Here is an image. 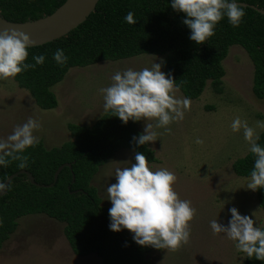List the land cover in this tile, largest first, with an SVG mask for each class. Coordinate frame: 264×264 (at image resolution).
Returning <instances> with one entry per match:
<instances>
[{
    "label": "trees",
    "instance_id": "16d2710c",
    "mask_svg": "<svg viewBox=\"0 0 264 264\" xmlns=\"http://www.w3.org/2000/svg\"><path fill=\"white\" fill-rule=\"evenodd\" d=\"M66 0H0V14L12 22L36 20L55 12ZM264 10V0H236ZM172 0H100L96 12L66 36L28 49L25 63L34 64L33 56H45L37 65L18 74L14 80L29 91L36 104L44 110L59 105L52 88L61 83L72 68H84L103 61H119L136 56H163V70L175 80L177 88L190 100L202 96L208 83L217 94L224 92L226 71L223 65L230 48L241 46L249 55L255 71L253 91L264 99V15L244 8L245 16L239 27H233L225 16L215 27V35L203 44L190 40L191 30L182 23L186 15L171 8ZM134 13L136 24L125 21ZM57 49H63L67 62L58 65L53 60ZM72 140L59 147L46 148L44 142L25 150L28 166L19 168V161L0 166V183L21 170L33 174L39 184L50 185L58 168H64L52 188L37 187L26 175H20L0 197V249L19 227L18 220L29 215H46L65 224L64 233L72 251L79 257L97 255L102 264H150L148 255L159 251L135 243L126 229L110 230L109 206L103 204L95 176L122 149L140 152L149 163H157L150 143L137 145L134 136L140 135L139 121L124 124L109 111L93 125L70 123ZM264 146V131L257 141ZM255 157L249 152L233 163L234 173L250 178ZM73 173L75 182L72 183ZM71 189L69 190V187ZM76 191H80L76 193ZM256 195L264 211V188ZM244 264H264L254 257H245Z\"/></svg>",
    "mask_w": 264,
    "mask_h": 264
},
{
    "label": "rangeland",
    "instance_id": "374dc122",
    "mask_svg": "<svg viewBox=\"0 0 264 264\" xmlns=\"http://www.w3.org/2000/svg\"><path fill=\"white\" fill-rule=\"evenodd\" d=\"M163 59L160 55L144 54L72 68L65 79L52 88L59 102L52 110L41 109L29 91L20 88L14 78L0 79V138H6L17 125L32 117L41 124L34 135L43 140L47 148L59 147L72 140L70 123L91 126L106 113L98 90L110 86L115 72L127 68L140 70L151 67L154 60L161 63ZM223 65L226 71L224 92L215 93L208 83L200 98L190 100L184 119L170 125L171 134L161 135L155 143H150L159 160L148 162L151 170L172 171L177 177L173 187L179 198L190 200L197 210L190 222L189 243L174 251L161 249L150 253V264H244L246 255L238 252L223 233L213 235L209 222L217 219L227 226L230 209L235 207L242 216L253 218L254 226L264 225V211L256 191L247 189L249 178L237 176L232 167L237 159L249 153V146L242 129L234 133L230 128L236 116L246 119L250 126L264 121V99L254 94L255 67L241 46L230 48ZM161 71L164 72L163 66ZM176 96L185 98L180 90ZM146 123L144 119L139 121L142 133ZM157 131L164 132L163 129ZM263 131L257 128L259 135ZM197 138L204 143L196 144ZM134 163L135 152L122 149L100 168L93 185L104 205L112 206L106 189L116 183L115 168ZM18 222L17 231L0 249V264H102L95 254L87 257L74 254L63 223L46 215H29Z\"/></svg>",
    "mask_w": 264,
    "mask_h": 264
},
{
    "label": "clouds",
    "instance_id": "9594fccd",
    "mask_svg": "<svg viewBox=\"0 0 264 264\" xmlns=\"http://www.w3.org/2000/svg\"><path fill=\"white\" fill-rule=\"evenodd\" d=\"M171 8L186 15L182 23L191 30L190 40L197 44H203L215 35L216 25L225 16L233 27H239L245 16L243 7L236 0H172ZM124 19L128 24L137 22L131 11ZM32 46L33 41L25 32L14 28L0 30V79L15 78L44 64L43 55L33 56L34 64L25 63ZM67 59L63 49H57L53 54L58 65L65 64ZM162 63L154 60L151 67L117 71L111 77L110 86L98 90L105 112L110 111L124 124L129 120L147 121L143 133L133 137L134 143L140 146L155 143L161 135L171 134L170 125L182 121L191 106L189 98L176 96L179 89L171 75L166 76L161 71ZM40 128V122L29 117L6 138H0V166L7 167L12 161H19L18 167L26 168L29 157L23 153L39 143L34 132ZM230 128L234 133L243 130L248 151L255 157L247 189L264 188V146L257 142V128L264 130V121H256L250 126L246 119L236 116ZM158 129L164 132H158ZM195 143L202 145L204 141L197 138ZM114 176L116 183L106 189L112 205L109 209L111 231L128 230L135 243L142 247L174 251L189 243L190 222L197 210L190 200L179 198L173 187L177 177L172 171L167 168L151 170L147 157L136 152L135 163L116 167ZM5 190L4 183H0V192ZM230 213L227 226L218 223L217 219L209 222L213 235L223 233L238 252L249 259L254 257L264 261V225L254 226L256 221L250 216H242L235 207Z\"/></svg>",
    "mask_w": 264,
    "mask_h": 264
},
{
    "label": "water",
    "instance_id": "95a60500",
    "mask_svg": "<svg viewBox=\"0 0 264 264\" xmlns=\"http://www.w3.org/2000/svg\"><path fill=\"white\" fill-rule=\"evenodd\" d=\"M99 1L100 0H66V2L57 8L52 14L25 22L8 21L0 14V30L14 28L23 31L28 34L33 41L34 46L32 47L43 46L66 36L83 24L91 14L96 12ZM237 3L241 7L252 8L264 15V10L259 7L247 3ZM73 164H75V161L73 163H65L61 165L54 175V182L50 185L39 184L36 182L33 174L29 171L21 170L16 172L5 180L4 185L6 190L0 192V197L7 194L11 182L20 175H26L30 183L37 187L52 188L55 186L61 171L66 167L72 169ZM74 182L75 174L73 173L72 183ZM70 189L71 186L69 187V190ZM78 192L80 191H76V193Z\"/></svg>",
    "mask_w": 264,
    "mask_h": 264
},
{
    "label": "crops",
    "instance_id": "0c3cea01",
    "mask_svg": "<svg viewBox=\"0 0 264 264\" xmlns=\"http://www.w3.org/2000/svg\"><path fill=\"white\" fill-rule=\"evenodd\" d=\"M43 141V140H42ZM45 145V144H44ZM46 147V146H45ZM47 148V147H46ZM50 149V148H49Z\"/></svg>",
    "mask_w": 264,
    "mask_h": 264
}]
</instances>
